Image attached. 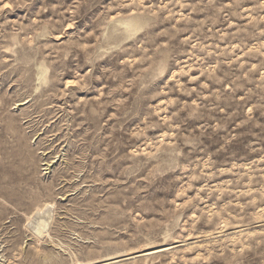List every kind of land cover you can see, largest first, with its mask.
<instances>
[{"label":"rangeland","instance_id":"374dc122","mask_svg":"<svg viewBox=\"0 0 264 264\" xmlns=\"http://www.w3.org/2000/svg\"><path fill=\"white\" fill-rule=\"evenodd\" d=\"M0 264H264V0H0Z\"/></svg>","mask_w":264,"mask_h":264},{"label":"bare ground","instance_id":"6f19581e","mask_svg":"<svg viewBox=\"0 0 264 264\" xmlns=\"http://www.w3.org/2000/svg\"><path fill=\"white\" fill-rule=\"evenodd\" d=\"M21 169H22V166H21ZM49 205V204H48ZM38 210V209H37ZM38 212V211H37ZM38 224V223H37ZM36 231H35V234L37 237H42V236H46L47 239L49 238L51 240V237H50V234L48 232V230L46 229V226H45V221H41L39 224H38V227L35 228ZM43 239V238H42ZM138 253V252H137Z\"/></svg>","mask_w":264,"mask_h":264}]
</instances>
